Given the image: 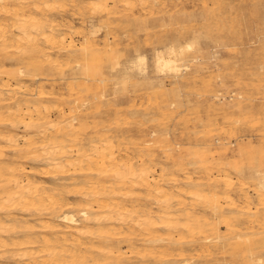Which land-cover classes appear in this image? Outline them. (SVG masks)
Wrapping results in <instances>:
<instances>
[{
  "label": "rangeland",
  "instance_id": "1",
  "mask_svg": "<svg viewBox=\"0 0 264 264\" xmlns=\"http://www.w3.org/2000/svg\"><path fill=\"white\" fill-rule=\"evenodd\" d=\"M7 1L11 10L21 5V0ZM45 2L53 8L49 23H64L57 30L66 38L61 47L24 40L22 48H6L4 40L10 33L0 28V60L19 56L16 61L25 71L2 94L7 97V89H15V97L30 100V108L41 111L34 112L35 117L40 115L34 128L0 121V166L8 163L7 172L28 174L31 180L37 174L38 187L46 189L42 203L2 207V216L9 211L15 215V221L3 218L7 228L3 237H20L21 244L9 246L6 250L15 254L0 256V264H69L72 260L97 264L95 256L100 264H119L110 256H119L120 264H264V0H147L145 8L138 2L131 7L122 0H109L108 9L97 0ZM28 11L29 16L35 15ZM35 44L41 52L23 53V48ZM172 44L180 57L176 77L155 68L156 49L167 52L165 48ZM137 54L145 58V76L137 69L128 78L110 74L128 59L137 61ZM31 56L32 62L25 60ZM80 63L88 67V75L80 70L72 74ZM10 68L11 64L0 62V70ZM100 78L106 79L100 82ZM84 82L88 89L83 88ZM42 104L49 108L44 110ZM14 110L2 109L0 118L15 119L14 114L8 116ZM71 126L81 132L78 142L85 145L87 156L81 162L85 170L65 173L68 166L52 167L37 155L43 152L39 141L44 133L55 134L58 129L69 134ZM102 138L113 141V167L119 174L100 171L95 163L94 147L106 145ZM66 139L63 144H73L69 136ZM30 140L36 144L30 145ZM22 149L33 153L22 156ZM135 171L142 177L133 176ZM124 176L131 182H125ZM189 177L191 182L186 181ZM159 185L161 194L156 191ZM164 197L167 202L161 207ZM82 210L88 211L90 222L83 220ZM65 214L74 215L82 229L77 231L86 243L81 255L73 248L75 224L58 217ZM33 233L38 242L24 243L26 235ZM45 238L58 240L50 259L38 253ZM64 239L68 241L60 243Z\"/></svg>",
  "mask_w": 264,
  "mask_h": 264
},
{
  "label": "bare ground",
  "instance_id": "2",
  "mask_svg": "<svg viewBox=\"0 0 264 264\" xmlns=\"http://www.w3.org/2000/svg\"><path fill=\"white\" fill-rule=\"evenodd\" d=\"M26 1V2H25ZM46 0H21V5L16 8V7H13L12 10L8 8V1L7 0H0V28H1V31H3V29H8L9 31V37H7L4 41H8V43H5L4 46L7 48L8 46L10 47H13V46H18V47H21L22 43L24 42V40H27V43H38V41L40 40H44L46 43L50 44L51 45V48H55V47H61V45H63L65 42V37H61L60 34H58L57 30H58V27H61L62 24L64 25V23L62 24H51L49 23V19H50V11H52L51 9V6L45 2ZM99 3H104V7L100 4H98L99 6H102V8L104 9L105 7L107 8L108 6V1L109 0H97ZM111 1V0H110ZM124 2H126L127 4H129V6L131 5V7H134L132 6L133 3L135 5V2H138L142 8H145L146 4H147V0H122ZM68 2V1H67ZM51 3V2H50ZM56 3V2H55ZM72 3V2H70ZM74 3V2H73ZM92 4V3H91ZM27 5V6H26ZM52 5V4H51ZM93 5L96 6V4L93 3ZM92 5V6H93ZM61 6H62V3H61ZM116 6V5H115ZM126 6V5H125ZM11 7V6H10ZM64 7V6H63ZM94 7V6H93ZM153 7V6H152ZM74 8V7H73ZM79 8V7H78ZM28 9L30 10H33L34 11V16L31 15L29 16L28 14L26 13H29L30 12L28 11ZM75 9V8H74ZM96 9V8H95ZM108 9V8H107ZM80 9H78L79 11ZM28 11V12H27ZM61 11H64L61 9ZM92 11V10H91ZM111 11V10H110ZM49 12V13H48ZM65 12V11H64ZM71 12V11H70ZM69 12V13H70ZM63 13V12H62ZM64 14V13H63ZM71 14V13H70ZM73 14V13H72ZM75 14V13H74ZM65 15V14H64ZM106 15V14H105ZM104 15V16H105ZM103 16V15H101ZM23 17V18H21ZM30 17V18H29ZM60 19H61V16H59ZM65 19H67L66 17L67 16H64ZM63 19V18H62ZM61 19V20H62ZM82 19V18H81ZM56 21V20H55ZM59 21V20H58ZM68 21V20H66ZM52 22V21H51ZM54 22V21H53ZM52 22V23H53ZM63 22V20H62ZM65 22V21H64ZM70 22V21H69ZM59 23V22H58ZM82 23V22H81ZM68 24V23H67ZM64 27V26H63ZM76 27V26H75ZM102 27V25H100L99 27L95 28V31L94 33H97L100 28ZM48 28L50 29L48 32ZM74 28V27H72ZM86 28V27H85ZM78 30V27L76 28ZM75 29V30H76ZM94 29V28H93ZM74 30V29H73ZM1 31H0V34H1ZM5 31V30H4ZM16 32V33H15ZM6 33V31H5ZM77 33V32H76ZM86 33V32H85ZM4 34V33H2ZM66 34V33H65ZM74 34V33H73ZM2 36V35H1ZM71 36V35H70ZM92 37V36H90ZM65 38V39H64ZM73 38V37H72ZM68 40V39H67ZM11 41H15V43H11ZM73 41V39H72ZM71 41V42H72ZM103 43V42H102ZM101 43V45H102ZM31 44V45H32ZM71 44V43H70ZM67 45V44H66ZM87 45V44H85ZM36 46V44H35ZM65 46V45H64ZM82 46V45H81ZM73 47V46H72ZM22 48V47H21ZM177 47L172 44L171 46L169 47H166L165 50H168L167 52L164 51L163 48H158L156 49V53H155V68L157 69L158 72H165L166 71H170V72H173V76L176 77L177 73L179 72V68H180V64H179V58L177 55H178V51H177ZM70 50V49H69ZM17 51L19 52L20 49H17ZM35 51H38V52H41L40 50V47L36 46V47H33V48H29V49H25L23 48V53H27V52H32V53H35ZM70 55V53H68ZM181 54V53H179ZM140 56V54H137ZM138 56V57H139ZM47 57V56H46ZM85 57V56H84ZM35 57L34 56H31L30 58H26L25 60L27 61H31L34 59ZM16 60H19L20 61V57L19 56H7V57H4V59H1L0 62L3 64H11L13 69L10 68V69H1L0 70V81L2 80V83L0 85V114L2 113V109H15L14 111L15 112H10V114L8 116H11V115H15L16 118L11 120L10 118H0V121L2 123L4 122H9L10 126H14V123H20V124H23L24 127L26 128H34L37 126V123H35V120L37 118H39L40 115H38V117H35V113L34 112H39L40 110L38 109H31L30 106H29V103L31 102L30 100H26V99H22V98H17L15 97V94L17 93V91H14L15 89H7L9 90V95L7 97H4L3 94H2V90L3 88H9L11 87L12 83H11V80H19L20 77L24 76L25 75V71L20 67L18 66V62L19 61H16ZM70 62V61H69ZM96 63V62H94ZM93 64V63H92ZM71 65V64H70ZM114 65V64H113ZM3 66V65H2ZM17 66V67H16ZM93 66V65H92ZM102 66V65H101ZM64 67V66H63ZM96 67V66H95ZM137 67V68H136ZM72 68V67H71ZM79 68V69H78ZM99 69V67H97ZM116 68V67H113V69ZM74 72L72 74L76 75L78 70L80 71H84L85 75H88V67L87 66H84L83 64H77L75 67H74ZM118 69V68H117ZM137 69L139 71L140 74H143V76L146 75V66H145V58L144 56H140L138 58L137 61H134L133 59H128L125 61V63L122 65V68L119 69L116 73L114 72H110V74L113 76L114 74H119L120 76H124L127 78L129 77V74L131 73V71ZM95 70V69H94ZM97 70V69H96ZM103 73V72H102ZM66 74V73H65ZM34 75V74H33ZM82 75V74H81ZM69 76V75H68ZM94 76V75H93ZM80 77V76H79ZM79 77H75V78H79ZM36 78V77H35ZM81 78V77H80ZM83 78V77H82ZM38 79V78H37ZM74 79V78H72ZM106 78H100V82H104ZM24 82V81H23ZM70 82V81H69ZM14 83V82H13ZM36 83V82H35ZM71 83V82H70ZM26 84V83H25ZM23 84V85H25ZM67 84V83H66ZM63 85V84H62ZM69 85V84H68ZM14 87L16 85H13ZM75 86V85H74ZM83 88L85 89H88L89 86L86 82L83 83ZM81 86V88H82ZM19 89L22 87V86H17ZM16 87V88H17ZM72 87V86H71ZM17 88V89H18ZM26 88V87H24ZM23 88V89H24ZM59 88V87H58ZM67 88V87H66ZM65 88V89H66ZM28 89V88H27ZM29 90V89H28ZM102 90V89H100ZM30 91V90H29ZM34 91V88L33 90H31V92ZM68 91V90H67ZM83 91V90H82ZM40 92V91H39ZM43 92V91H42ZM62 92V91H61ZM116 93V92H115ZM37 94V92H36ZM47 94V93H46ZM101 94L103 95V92H101ZM41 96V95H40ZM39 96V97H40ZM43 96V95H42ZM45 96V95H44ZM49 96V95H48ZM43 109L46 107L45 105L42 104ZM49 108V107H48ZM47 108V109H48ZM47 109H44V110H47ZM68 110V109H66ZM8 111V110H7ZM13 111V110H12ZM41 112V111H40ZM49 113V111H48ZM40 119V118H39ZM77 117H73L72 120H76ZM48 129V128H47ZM54 129V128H53ZM57 129V128H56ZM70 133H60V130H56V133L55 134H45L44 133V136L43 138L39 141L41 143V148L43 149L42 153H38V157L41 158L42 160H45L46 162L50 163L51 166L52 164L56 167L58 166L59 168L62 169V167L64 165L68 166L67 170H65V173L66 171H70V169H74V170H77V169H80V170H85V167H83L81 165V162L84 161V157H85V145H83V143L81 142H78V134L80 135L81 132L79 131H74V127L71 126L70 128ZM79 130V129H78ZM43 131V130H42ZM40 132V131H39ZM2 134V133H1ZM34 137V135H32ZM66 136H69L71 139L70 141L73 142V144H71L70 146L68 145H65L63 144V142L67 141L66 139ZM10 137V136H9ZM23 137V136H22ZM100 137V136H99ZM24 138L26 139V137L24 136ZM10 139V138H9ZM21 140V139H20ZM104 144L106 143V145L104 146H95L94 148L96 149V151L98 152V154L96 155V159H95V163L99 166V170L100 171H115L117 174H119L118 170L116 168L113 167V165L115 166L116 165V162H115V151L113 150V141L112 139H109V138H105V139H101ZM28 141V139H27ZM32 141V140H30ZM29 141V142H30ZM117 141V140H116ZM115 141V142H116ZM11 142V140H10ZM17 142V141H16ZM21 142V141H20ZM14 143V142H13ZM36 144V141H32L30 142V145H34ZM96 145V144H95ZM5 146V145H4ZM19 146V145H18ZM13 147V146H12ZM22 147V146H21ZM123 147V146H122ZM121 148V147H120ZM124 148V147H123ZM122 148V149H123ZM13 149V148H12ZM38 149V148H37ZM94 149V150H95ZM105 151H108V152H105ZM39 152H41V150H39ZM33 153V151L31 150H21L20 151V155H26L27 154H31ZM120 153V152H119ZM35 154V153H34ZM122 153H120L119 155H121ZM126 154V153H125ZM77 155V157H75ZM12 156V155H11ZM25 156V157H26ZM87 156V155H86ZM90 156V155H89ZM93 156V155H91ZM117 156V155H116ZM123 156V155H122ZM126 156V155H125ZM124 156V157H125ZM131 156V155H129ZM134 156V155H133ZM1 157V156H0ZM37 157V158H38ZM119 157V156H118ZM117 157V158H118ZM123 157V158H124ZM132 157V156H131ZM34 158V157H33ZM90 158V157H88ZM93 158V157H92ZM108 158V160H110L109 162L106 161V159ZM121 159V156L119 157ZM149 158V157H148ZM129 159V158H128ZM134 159V158H133ZM20 160V159H19ZM41 160V161H42ZM5 161V160H4ZM9 161V160H8ZM7 161V162H8ZM34 161V160H33ZM44 161V162H45ZM67 163H66V162ZM122 161V160H121ZM24 162V161H23ZM45 162V163H46ZM150 162V161H149ZM153 162V161H152ZM21 163V162H19ZM140 163V161H139ZM2 164V163H1ZM0 164V165H1ZM6 163L4 162V165ZM24 164V163H23ZM21 164V165H23ZM126 164V162H125ZM25 165V164H24ZM23 165V166H24ZM48 165V164H47ZM20 166V165H19ZM26 166V165H25ZM24 166V167H25ZM128 166V165H126ZM10 167V164L6 166H0V211H2V207L5 205V204H10L12 203V205L16 206V205H24V206H27L28 204H34L35 202H40L42 203V200H43V193L45 192V187H38L37 185V178L34 176V175H37V174H34L32 176L33 180H31V176L27 175L26 176H21V173L20 174H17L14 171H9L7 172L5 170V168H9ZM53 167V166H52ZM56 167V168H58ZM110 167V170H107L106 168ZM2 168L4 170H2ZM20 168V167H19ZM27 168V167H26ZM34 168V167H33ZM47 168V167H46ZM126 168V167H125ZM155 168V167H154ZM14 169V168H13ZM52 169V168H51ZM50 169V170H51ZM86 169L88 170H91V167H87ZM124 169V168H123ZM157 169V168H156ZM20 171V169H18ZM25 170V169H24ZM27 170V169H26ZM43 170V169H41ZM46 170V169H44ZM22 171V170H21ZM38 171V169H37ZM158 171V170H157ZM41 171L37 172L39 174ZM44 172V171H43ZM47 172V171H46ZM61 172V171H60ZM32 174V173H31ZM45 174H48L45 173ZM50 174V172H49ZM116 174V175H117ZM190 174V173H189ZM44 175V174H42ZM69 175V174H68ZM132 175L135 176V177H142V174L141 173H137L136 171L135 172H132ZM191 175V174H190ZM147 176H150V175H147ZM155 176V175H154ZM34 177L36 178L34 180ZM43 178V177H42ZM69 178V177H68ZM158 178V177H157ZM156 178V179H157ZM40 179V178H39ZM123 179H127L125 182H131V177L129 176H124ZM188 182H191V177L187 178ZM70 181V179H68ZM72 180V179H71ZM77 180V179H75ZM151 180V178H150ZM41 181V179H40ZM39 181V182H40ZM45 181V180H44ZM43 181V182H44ZM66 181V180H65ZM159 181V180H158ZM47 181H45L46 183ZM152 182V181H151ZM156 182V181H155ZM57 183V182H56ZM76 183V182H75ZM80 183V182H79ZM92 183V182H91ZM50 184V183H49ZM55 184V183H54ZM53 184V185H54ZM152 184V183H151ZM190 184H193V183H190ZM264 184V183H263ZM51 185V184H50ZM63 185V184H62ZM138 185V184H137ZM157 185V184H156ZM57 187V185H54ZM190 186V185H189ZM161 186L159 185V187L157 188V193L161 194L162 191H163V186L162 188H160ZM80 188V187H79ZM165 188V187H164ZM166 188H167V185H166ZM59 189V188H58ZM75 189V188H73ZM109 189V188H108ZM135 189V188H134ZM168 189V188H167ZM169 190V189H168ZM68 191V190H67ZM88 191V190H87ZM166 191V190H165ZM178 191V189L176 190ZM257 191V190H256ZM69 192V191H68ZM109 192V191H108ZM164 192V191H163ZM181 192V191H180ZM81 193V192H80ZM182 193V192H181ZM190 193V192H189ZM248 193V192H247ZM259 193V192H258ZM261 193V192H260ZM164 194V193H163ZM162 194V195H163ZM174 194V193H173ZM242 194V193H241ZM240 194V195H241ZM245 194H246V191H245ZM91 195V194H90ZM89 195V196H90ZM113 195V194H112ZM165 195V194H164ZM190 197L191 196V193L189 194ZM260 195V194H259ZM262 195V194H261ZM260 195V197H261ZM55 196V195H54ZM58 196V195H56ZM61 196V195H60ZM82 196V195H81ZM94 196V195H93ZM180 196V195H179ZM246 196V195H245ZM244 196V198H245ZM64 197V196H63ZM86 197V196H85ZM178 197V196H176ZM259 197V196H258ZM259 197V198H260ZM262 197H264V195H262ZM56 198V197H55ZM92 198V197H91ZM238 198V197H237ZM58 199V198H57ZM56 199V200H57ZM107 199V198H106ZM116 199V198H115ZM180 199V198H179ZM182 199V198H181ZM243 199V198H242ZM249 199V198H248ZM258 199V198H257ZM52 200H53V196H52ZM50 200V202L52 201ZM63 200V199H62ZM67 200V198H66ZM66 200L63 202L65 205V202ZM87 200V199H85ZM100 200H103V199H100ZM214 202L213 203H216L217 201V198L214 197L213 198ZM252 200V199H251ZM72 201V200H71ZM104 201V200H103ZM172 201V200H171ZM246 201V200H245ZM49 201H47L46 203H48ZM67 202H69V200H67ZM89 202V201H87ZM159 202V201H158ZM167 202V199L164 197L162 198V200H160V206L163 207V204ZM241 202V201H240ZM249 202V201H248ZM50 204V203H49ZM154 204V203H153ZM248 204V203H247ZM53 205V204H52ZM103 205V204H102ZM155 205V204H154ZM157 205V204H156ZM215 205V204H214ZM246 205V204H244ZM6 206V205H5ZM41 206V205H40ZM66 206V205H65ZM87 206V205H85ZM94 206V205H93ZM104 206V205H103ZM124 206V205H123ZM122 206V207H123ZM153 206V205H152ZM166 206V205H165ZM241 206V205H240ZM249 206V205H248ZM89 207V206H88ZM150 207V206H149ZM217 207V206H216ZM133 208V207H132ZM253 208V207H252ZM63 209V208H62ZM128 209V208H126ZM129 209H130V206H129ZM142 209V208H141ZM152 209V208H151ZM64 210V209H63ZM123 210H124V207H123ZM144 210V208H143ZM155 210V209H154ZM153 210V212H154ZM47 212H51L50 209L46 210ZM127 211V213H130L128 212L129 210H125ZM133 211V210H132ZM156 211V210H155ZM29 212V211H27ZM45 212V211H44ZM43 212V213H44ZM82 216H83V220L85 222H90V220H92L90 218V215L88 213V211H84L82 210ZM90 212V211H89ZM105 212V211H103ZM141 212V211H140ZM32 213V212H31ZM46 213V212H45ZM44 213V214H45ZM126 213V212H125ZM146 213V212H143V214ZM156 213V212H155ZM159 213V211H158ZM20 214V213H19ZM108 214V213H107ZM111 214V213H110ZM124 214V212H123ZM177 214V213H176ZM20 215H24V214H20ZM46 215V214H45ZM104 215V214H103ZM169 216V218H174L175 214L174 213H169V214H166ZM123 216V215H122ZM26 217V216H25ZM30 217V216H28ZM60 217L61 219H63L64 221H68L70 222V224H75V228L77 229L76 230V238H74V249L76 250V252L81 255L83 252V250L85 249V245L86 243L82 242L80 239H79V236H78V233L77 231L79 232V230H82L81 227L79 226L78 224V221L77 219L75 218L74 215H71V214H65L63 216H58ZM128 217V216H126ZM155 217V216H154ZM5 218L6 220L8 221H15V215L13 212H7L5 213V216H2L0 214V249L2 250V252H0V256L1 257H4L3 255L4 254H9L11 253L10 255H13L15 253L12 254V252H10L9 250H6L9 246L11 245H17V244H21L20 242V237L18 238H13L12 236H8V237H3L4 236V233L7 232V228L5 226ZM27 218V217H26ZM112 218V216H111ZM119 218V217H118ZM124 218V217H123ZM160 218V217H159ZM28 219V218H27ZM47 219V218H46ZM105 219V218H104ZM149 219V218H148ZM227 219V218H226ZM29 220V219H28ZM27 220V221H28ZM49 220V219H48ZM142 220V219H140ZM139 220V221H140ZM150 220V219H149ZM152 220V219H151ZM150 220V221H151ZM229 220V219H228ZM232 220V219H231ZM224 221V220H223ZM222 221V222H223ZM33 222V221H32ZM46 222V221H45ZM54 222V221H53ZM58 222V221H57ZM146 223V221H144ZM230 222V221H229ZM232 222V221H231ZM47 223V222H46ZM55 223V222H54ZM107 223V222H106ZM142 223V222H141ZM234 223V222H233ZM248 223V222H247ZM252 223V222H251ZM28 224V223H27ZM32 224V223H31ZM42 224V223H41ZM44 224V223H43ZM53 224V223H52ZM109 224V223H108ZM12 225V224H11ZM81 225V224H80ZM111 225V224H110ZM146 225V224H144ZM226 225H227V222H226ZM235 225V224H234ZM34 226V225H33ZM36 226V225H35ZM34 226V227H35ZM141 226V225H140ZM165 226V225H163ZM247 226V225H246ZM248 226H251V225H248ZM252 226H253V223H252ZM24 227V226H23ZM30 227V226H29ZM33 227V228H34ZM52 227V226H51ZM122 227V226H121ZM166 227V226H165ZM223 227V226H222ZM58 228V227H56ZM67 228V226H66ZM71 228V227H70ZM137 228V226H136ZM143 228V227H142ZM239 228V227H236V229ZM241 228V227H240ZM248 228V227H247ZM250 228V227H249ZM243 229V228H241ZM85 230V229H84ZM167 230V229H166ZM89 231V230H88ZM36 232V231H34ZM72 233V232H71ZM70 233V234H71ZM155 233V232H154ZM46 235V233H44ZM43 234V236L45 237V235ZM81 234V233H80ZM89 234L91 235V233L89 232ZM63 235V234H62ZM238 236H241L240 234H238ZM26 239H24V243H29V244H34L36 242H38V240L34 237V233L31 234V235H26ZM65 237V235H64ZM67 237V236H66ZM72 237V236H71ZM248 237V236H247ZM108 238V237H107ZM164 238V237H163ZM110 239V238H109ZM159 239V238H157ZM44 241L42 245V248L38 251V253H42V257H44L45 255H48L47 257H54L55 256V249H56V241L58 240H54L52 238L50 239H43ZM85 240V239H84ZM161 240V238L159 239ZM68 240L67 239H64L62 240L60 243H63V242H67ZM255 241V240H254ZM252 242V241H251ZM23 243V242H22ZM95 243V242H94ZM146 243V242H145ZM161 244V243H160ZM147 245V243L145 244ZM200 245V244H199ZM160 246V245H159ZM202 246V245H201ZM68 247V246H67ZM123 247V246H122ZM145 247V246H144ZM147 248V247H146ZM199 248V247H198ZM129 249V248H128ZM131 249V248H130ZM148 249V248H147ZM204 249V248H203ZM28 251H30V249H27ZM86 250V249H85ZM27 251V252H28ZM72 251V250H71ZM95 251V250H94ZM206 251V250H205ZM59 252V250H58ZM204 252V251H203ZM20 253H23V252H20ZM115 253V252H114ZM28 254V253H26ZM197 254V253H196ZM202 254V253H201ZM21 255V254H20ZM19 254L17 256H20ZM89 255V254H88ZM146 255V254H145ZM164 255L163 257L166 256V254H162ZM23 256V255H21ZM143 256V255H142ZM141 256V257H142ZM0 257V258H1ZM30 257V256H29ZM85 255L83 254L82 255V258H84ZM174 257V256H172ZM111 260H117L119 261L118 263L120 264V257L119 256H110L109 257ZM27 259V258H25ZM32 259V257H31ZM40 259V257H39ZM42 259V258H41ZM50 259V258H49ZM196 259V258H195ZM198 259V258H197ZM47 260V259H46ZM94 262L97 263V264H100V259L95 256V258H93ZM50 261V260H49ZM102 261V260H101ZM139 261V260H138ZM103 262V261H102ZM184 262V261H183ZM204 262V261H203ZM202 262V263H203ZM49 263V262H48ZM173 264V262H171ZM187 263H189L187 261ZM220 263V262H219ZM69 264H77L75 261H71ZM101 264H114V262L112 261H105ZM122 264V263H121ZM139 264V262L137 263ZM140 264H153V263H149V262H146V261H142ZM158 264H168V263H158Z\"/></svg>",
  "mask_w": 264,
  "mask_h": 264
}]
</instances>
